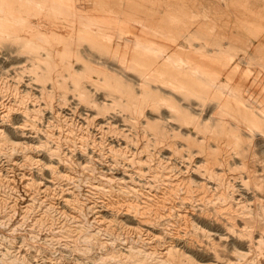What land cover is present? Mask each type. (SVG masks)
Returning a JSON list of instances; mask_svg holds the SVG:
<instances>
[{
    "label": "rangeland",
    "instance_id": "obj_1",
    "mask_svg": "<svg viewBox=\"0 0 264 264\" xmlns=\"http://www.w3.org/2000/svg\"><path fill=\"white\" fill-rule=\"evenodd\" d=\"M59 4L73 7L76 26H70L44 6L42 11L38 10L28 0H0V37L21 31L23 40H27L24 44L8 38L0 42V110L3 108L0 115L10 111L5 122H0V130L12 142L23 147L27 144L28 150L23 153L34 158L32 164L18 165L19 170L7 165L0 152V199L14 196L22 200V178L27 177L33 186L31 197L37 201H33L36 206L30 209L35 216L28 212L23 225L42 214L38 203H43L44 198L52 210L54 207L40 218L32 237H27L24 230L15 232L0 224L1 236L6 237L9 231L11 234L8 232L7 237H14L16 246L22 243L26 247L27 239L23 238H28L29 243L28 255L20 252L14 258L13 254H8L9 258H3L9 260L4 262L27 264L22 261L25 257L35 259L32 264L45 261V264H124L133 256L137 264H264V0H59ZM86 13L97 18L104 16L113 26L133 30L139 39L148 40L153 46H163L165 54L184 50L191 63L189 67L199 70L208 85L201 98L191 95L189 100H179L176 95L175 103L187 117L181 120L180 111L166 100L168 95L164 91L158 93L162 100H151L144 105L141 99L128 102L124 107L113 102L110 93L119 91L115 85L103 81L101 69H115L116 62L109 55L88 51L86 44L78 45L79 52L71 51L68 62L64 59V47H77L76 32L82 29L78 19ZM133 18L138 23L130 20ZM25 31H37L38 36L27 37ZM40 31L48 33L47 43L40 39ZM185 35H191L194 45L187 42ZM102 43L111 48L109 41ZM46 49L48 55H45ZM119 50L130 56L126 46ZM45 62H49V67L45 68ZM84 63L94 67L89 69V82L74 72ZM46 71L49 73L45 74ZM120 71L122 78L138 86L135 71ZM163 81L164 85L156 80L151 83L169 87L166 77ZM140 95L137 91V96ZM18 107H23L26 113ZM240 109L253 113L257 127L238 114ZM167 114H175L176 119L166 118ZM11 125L17 129L13 130ZM20 153L12 156L17 162L21 160L19 156L23 153ZM136 163L143 164L145 171L148 166L154 167L155 174H137L133 169ZM6 175L13 177L12 189L5 183ZM60 175L63 176L60 178ZM98 181H110V185L102 186ZM39 183L45 191L48 188V193L35 192ZM92 184L104 188L94 192L89 188ZM35 193H38L37 198ZM63 198L69 199L71 205H79L85 239L79 240L84 236L75 232L73 236L78 235L73 237V242H65L70 239H65L67 226L61 227L64 218L69 225L73 222L70 204L65 206ZM0 206V211L5 213V207ZM15 208L18 215L19 209ZM95 214L101 215L99 218L108 222V227L103 230L104 225L100 228L94 223ZM137 214L147 215L148 222L140 223L135 219ZM250 218L255 221L249 222ZM34 234L35 238L39 234L47 238L53 235V241L36 240ZM130 245L133 247L131 256L126 251V246ZM163 247L170 248L171 253L160 258ZM175 248L180 251L176 252Z\"/></svg>",
    "mask_w": 264,
    "mask_h": 264
},
{
    "label": "bare ground",
    "instance_id": "obj_2",
    "mask_svg": "<svg viewBox=\"0 0 264 264\" xmlns=\"http://www.w3.org/2000/svg\"><path fill=\"white\" fill-rule=\"evenodd\" d=\"M30 3H33V4H35V6H36V8L38 9V10H40V11H42V9H43V6L44 7H46L45 9L47 10V11H49V12H54L55 14H56V16L59 18V19H61L62 21H66L67 22V24H69L70 26H76V23H75V19H76V14H75V11L73 10V7L72 6H69V7H66V6H61L60 4H59V0H50V2L47 4V1L45 0H28ZM44 4V5H43ZM106 12H108V11H106ZM98 16H100V15H98ZM101 17V16H100ZM131 21H133L134 23H138V21L135 19V18H133V19H130ZM30 21V20H29ZM32 21V20H31ZM50 21V20H49ZM78 21H79V26L82 28V29H79V30H77V34H76V44H77V47H76V49H74L73 47H64L63 49H62V51H63V56L65 57L64 59H66V61L68 62V58L70 57V55H71V51H76V52H79V50H80V48L78 47V45H82V44H86L88 47H87V50L88 51H91V50H93V52H99V53H103L104 55H109L108 57H110L111 56V58L116 62L115 63V66H116V68H118L119 69V71L116 69H112V70H105V69H101V71L104 73V79H103V81H106L108 84H110V85H115V87H117V90L119 91L118 93H116V94H112V93H110V96H111V100L113 101V102H115L116 104H118V105H120V106H127V104H128V102H135V101H137V100H139V99H141V101H142V105H144V104H146L147 102H150L151 100H156V102L157 101H159V100H162L163 98H161V96H160V94H158L159 92H162V91H164V92H166V94L168 95V97H167V99L166 100H169V101H171L174 105H176V103H175V101H177L178 99L179 100H189L191 97V95H194L195 97H199V98H201L206 92H207V88L208 87H206V86H208L207 84H206V81H205V77H204V79H203V76L201 75L202 73L198 70V71H196L195 69H193V68H191V67H189V64H191V63H189V60H188V56L186 55V53L184 52V50H182V49H179V50H177V51H173L171 54H165L166 52H165V50H164V48H163V46H161V45H159V46H153V44L151 45V44H149V41L148 40H141V39H139L138 38V36L136 35V33L132 30H130V29H123V28H121L120 26H118V25H114L113 26V22L112 21H109V18H106V17H101V18H97V17H95L94 15H89V14H85L84 16H82V17H80L79 19H78ZM33 22V21H32ZM44 23V22H43ZM50 23H52V22H50ZM33 24V23H32ZM31 24V25H32ZM53 24V23H52ZM129 24V23H128ZM34 25V24H33ZM37 26V25H36ZM38 26H39V24H38ZM43 27H44V25H42ZM41 26V27H42ZM47 26V25H46ZM49 26V25H48ZM57 27V26H56ZM39 28V27H38ZM45 28H47V27H45ZM61 28V27H60ZM43 29V28H42ZM52 29H54V28H52ZM55 29H59V28H55ZM27 30V29H26ZM40 30V29H39ZM59 31V30H58ZM62 31V30H61ZM60 31V32H61ZM28 32V31H27ZM26 31H25V33H27ZM61 33H64L63 31L61 32ZM66 34V33H65ZM28 35H31V36H28ZM64 35V34H63ZM195 35V34H194ZM35 36H38V32L37 31H32V32H28V34H27V37H35ZM39 37H40V39H42L44 42H46L47 43V38H48V33H46V32H44V31H40L39 32ZM185 37H186V39H187V42L192 46V45H194L193 43H192V40H193V38L191 37V35H190V37H188L187 35H185ZM195 37V36H194ZM3 38H8L7 40H10V41H13V42H16V43H22V44H24V43H27L26 41L27 40H23V37H22V34H21V31H20V34H10L9 35V33H7V37H3ZM3 38H1L0 37V42H2L3 40H5V39H3ZM74 41V42H75ZM104 41H109L110 42V44H111V48L110 47H107V46H105V45H103V43L102 42H104ZM56 42H59L58 40H56ZM73 42V41H72ZM72 42H70V43H72ZM31 43V42H30ZM124 45V47L126 46V48H128V50H126V51H128L129 52V54H130V56L129 57H127L126 56V52L125 51H122V52H120V50H119V47H121V46H123ZM158 45V44H157ZM171 46V45H170ZM190 47V46H189ZM59 49H60V47H59ZM167 50H170V49H167ZM166 50V51H167ZM47 51V49L45 50V55H48V53L46 52ZM35 57V56H34ZM46 60V59H45ZM230 60H231V58H230ZM107 62V61H106ZM45 68H47V67H49V62H45ZM103 64H104V62H103ZM194 65V64H193ZM231 65V64H230ZM105 67V66H104ZM196 67V66H195ZM79 68H81V69H77V70H75L74 72H76L77 73V75L80 77H85L87 80H88V78L89 77H87V76H89V69H94V67L91 65V64H82L81 65V67H79ZM107 69V68H106ZM126 69L127 70H131V71H135L136 73L135 74H137V78H136V83H137V85L138 86H135L134 85V83L133 82H129V81H127L126 79H124V78H122L121 76H120V74H122V71H120V70H125L126 71ZM150 69V71H148ZM201 69H202V67H201ZM204 69V68H203ZM15 71V70H14ZM49 73V71H46L45 72V74H48ZM129 74V73H128ZM131 75V74H130ZM92 76V75H91ZM126 76H128V75H126ZM132 76V75H131ZM158 76H160V77H158ZM192 76V77H191ZM134 77V76H133ZM164 77H166L167 78V84L169 85V87L168 86H166V88H164V87H161V86H159V85H157V86H155V85H152V83H151V81H153V80H156V81H158V82H160L161 84H163L164 85V83H165V81H163L164 80ZM193 77H196V78H193ZM220 77V76H219ZM219 77H218V80H219ZM132 78V77H131ZM135 78V77H134ZM156 78V79H155ZM215 80V79H214ZM214 80H212V81H214ZM90 80H88V82H89ZM85 82V81H84ZM214 82H216V80L214 81ZM213 82V83H214ZM225 82V81H224ZM222 83V82H221ZM154 87V88H153ZM230 89V88H229ZM228 89V90H229ZM111 90V89H110ZM112 91V90H111ZM137 91L139 92V94H141L140 96H137ZM81 94V93H80ZM176 95L177 96H179L178 97V99L176 98ZM62 100V99H61ZM107 100V99H106ZM105 102V101H104ZM125 102V103H124ZM155 104V103H154ZM5 105V104H4ZM24 105V104H23ZM156 105V104H155ZM9 106V105H8ZM19 106V105H18ZM24 107V106H23ZM23 107H18V108H20V111L22 112V113H26L25 111H23ZM179 111H180V116H181V120H182V118H185V116L187 117V113L184 111V110H181L179 107V105H176L175 106ZM9 108V107H8ZM14 108H16V107H14ZM13 108V109H14ZM3 109V108H2ZM2 109L0 110V111H2ZM10 111H8V112H6L5 114L3 113L2 115H0V122H5V120H6V118L9 116L8 115V113H9ZM16 112V111H15ZM18 112H19V109H18ZM17 113V112H16ZM238 114L239 115H243L244 116V120H247L249 123H251L253 126H255V127H257V122H256V120H255V118H254V116L252 115L253 113L252 112H249V110L248 111H244L243 109H240V112H238ZM24 116V115H23ZM32 116V115H31ZM175 114H167L165 117L167 118V117H169V118H173V119H176L175 117ZM11 117V116H10ZM33 117V116H32ZM29 118V117H28ZM34 118V117H33ZM9 119H11V118H9ZM39 120V119H38ZM51 120V119H50ZM11 121V120H10ZM6 122H8V121H6ZM18 122V121H17ZM17 122H15V123H17ZM206 122V121H205ZM9 124V123H8ZM18 125V124H17ZM37 125V124H36ZM5 126V125H4ZM10 126V125H9ZM12 126V125H11ZM16 126V125H15ZM2 127V126H1ZM13 127V126H12ZM3 128V127H2ZM14 128L15 129H17V127H13V130H14ZM21 128H23V127H21ZM26 128V127H25ZM69 128V127H68ZM33 130V129H32ZM86 130V129H85ZM16 131V130H15ZM15 131H14V133H15ZM30 131V130H29ZM4 133L3 131H1L0 130V152L2 153L1 155H3L2 156V158L4 159V161H6L8 164L7 165H10V166H13V168L15 167V168H17L18 167V165L20 166V165H23L24 163H28L29 162V164H32L31 163V159H30V157H28V154L26 155V154H24V153H26L25 151H27L28 150V148H25L26 146H27V144H26V146L24 145V147L23 146H20V143H18V142H16V143H14V142H12L9 138H7L6 137V135H5V137L2 135V133ZM23 134V132H20V134ZM61 133V132H60ZM17 134V133H16ZM35 134V133H34ZM65 134V133H64ZM15 136V135H14ZM59 136V135H58ZM20 138V137H19ZM46 138V137H45ZM72 138V137H71ZM82 138V137H81ZM14 139H16V138H14ZM18 139V138H17ZM52 141V140H51ZM63 142V141H62ZM24 143V142H23ZM45 144V143H44ZM43 144V145H44ZM84 144V143H83ZM19 145V146H18ZM21 145H23V144H21ZM82 145V144H81ZM40 146H41V144H40ZM48 146V145H47ZM28 147V146H27ZM35 147H36V145H35ZM39 147V146H38ZM43 147H45V146H43ZM34 148V147H33ZM67 148V147H66ZM89 148V147H88ZM97 148V147H96ZM45 149V148H44ZM61 149V148H60ZM114 149V148H113ZM118 149V148H117ZM19 150H21V151H19ZM23 150H24V153H23ZM35 150V149H34ZM49 150V149H48ZM52 150H54V149H51V151ZM57 150V149H56ZM56 150H55V152H56ZM108 150V149H107ZM111 150V149H110ZM36 151V150H35ZM47 151V150H46ZM61 151V150H60ZM16 152H21V153H23L21 156H19V158L21 159L19 162H17L16 161V159H14V158H12V156L14 155V153L16 154ZM29 152V151H28ZM20 153V154H21ZM31 153V152H30ZM48 153H50V152H48ZM73 153V152H72ZM102 153V152H101ZM134 153V152H133ZM51 154H54V151L51 153ZM56 154H57V152H56ZM98 154V153H97ZM47 155V154H46ZM101 155V154H100ZM54 156V155H53ZM121 156V155H120ZM137 156V155H136ZM132 158V157H131ZM130 158V159H131ZM134 158V157H133ZM34 159V158H33ZM33 159H32V161H33ZM126 159V158H125ZM69 160V159H68ZM133 160V159H132ZM70 161V160H69ZM147 161H149V160H147ZM34 162V161H33ZM36 162V161H35ZM39 162V161H38ZM37 162V163H38ZM128 163V162H127ZM132 163H134V160H133V162ZM139 164H141V163H139ZM145 164V163H144ZM160 164V163H159ZM27 165V164H26ZM35 165V164H34ZM142 165V166H141ZM140 166H138V163H136V167H134L133 169H135V171L137 172V174H139V175H142V174H144L145 172L148 174V175H152L155 171L154 170H152V169H154V167L152 168V169H150L151 167H149L148 166V168H146V171L144 170V168H143V164H141ZM152 165H155V164H152ZM158 165V164H157ZM31 166V165H30ZM37 166V165H36ZM42 166V165H41ZM44 166V165H43ZM48 166V165H47ZM123 166V165H122ZM132 166H134V165H132ZM145 166V165H144ZM150 166H151V163H150ZM45 167V166H44ZM48 167H51V166H48ZM48 167H46V168H48ZM53 167V166H52ZM77 167V166H76ZM23 168V167H22ZM27 168V167H26ZM54 168V167H53ZM132 168V167H131ZM12 169V168H11ZM17 169H21V168H17ZM49 170H50V168H48ZM86 169V168H85ZM129 169V168H128ZM53 170V169H52ZM143 170H144V172H143ZM163 170H164V168H163ZM1 171V170H0ZM7 170H5V172H6ZM12 171V170H11ZM54 171V170H53ZM56 171V170H55ZM169 171V170H168ZM131 172V171H130ZM136 172H134V173H136ZM153 172V173H152ZM186 172V171H185ZM12 173V172H11ZM28 173V172H27ZM49 173V172H48ZM55 173V172H54ZM57 173H58V171H57ZM68 173V172H67ZM100 173V172H99ZM117 173V172H116ZM165 173V172H164ZM22 174V173H21ZM31 174V173H30ZM50 174H52V172L50 173ZM66 174V173H65ZM128 174V173H127ZM155 174V173H154ZM160 174V173H159ZM163 174V173H162ZM1 175V174H0ZM14 175V174H13ZM27 175H29V173L27 174ZM32 175V174H31ZM31 175H29V176H31ZM67 175V174H66ZM103 175V174H102ZM130 175H132V174H130ZM150 175V176H151ZM7 177H5L6 179H7V181L5 182L7 185H8V187L10 186V188L12 189V185H13V181H12V178L10 179V177H8L9 175H6ZM11 176V175H10ZM20 176V175H19ZM22 176H24V175H22ZM55 176H57V175H55ZM63 175H60V178L62 177ZM69 176V175H68ZM104 176V175H103ZM103 176H102V180H104L103 179ZM128 176V175H127ZM135 176V175H134ZM16 177V176H15ZM49 177H51V179H53V180H55V178L53 177V176H50L49 175ZM58 178H59V176H57ZM107 177H109V176H107ZM107 177H105V179L107 178ZM128 177H130V176H128ZM141 177V176H140ZM19 178V177H18ZM31 178H32V176H31ZM78 178V177H77ZM131 178H133V177H131ZM168 178V177H167ZM3 179V178H2ZM5 179V180H6ZM66 179H67V177H66ZM71 179V178H70ZM73 179V178H72ZM90 179H91V177H90ZM94 179V178H93ZM93 179H91V180H93ZM100 179V180H101ZM110 178H108V179H106V180H109ZM116 179V178H115ZM123 179V178H122ZM162 179V178H161ZM4 180V179H3ZM21 180V179H20ZM20 180H18L19 182H20ZM22 180H23V186H22V188L23 189H21V193H22V200L21 199H19V200H21L20 202H18L19 200H17V198L16 197H10V198H8V199H0V205H3V207H5V209H6V212L5 213H3L2 211H0V212H2L3 214L2 215H0V224H3V226L5 227V225L9 228V230H13V231H15V232H17V229H21L23 232H24V234L25 235H27V237L29 236V237H32V235H33V232L35 231V229H37L36 227H37V224H38V222H39V220H41L40 218H42V217H45V216H47V215H45V214H47V213H50V210H52V206H51V204L49 203V202H45L46 200H45V198H44V201H43V203L41 202V203H38L39 204V206H40V211L39 212H42V214H38V216L37 217H34L32 220H30L29 222H28V220H27V224L25 223V225H23V223L22 222H24L25 220H23V219H25L26 218V215H27V213L29 212L30 213V209H32L33 210V206L35 205L36 206V204H34L33 205V201H35V200H33L32 199V197H31V194H32V192H31V189H32V183L29 181V178H27V177H25V178H22ZM61 180V179H60ZM62 180H63V178H62ZM61 180V181H62ZM90 180V181H91ZM163 180H165V178L163 179ZM1 181V180H0ZM16 181V180H15ZM32 181H34V180H32ZM57 181H59V180H57ZM65 181V180H64ZM67 181V180H66ZM112 181H113V179H112ZM117 181V180H116ZM126 181V180H125ZM162 181V180H161ZM166 181V180H165ZM193 181V180H192ZM49 182H50V180H49ZM53 182V181H52ZM73 182V181H72ZM99 182V181H98ZM107 182L108 181H106V183H101V182H99L100 184H103L102 186H105L104 184H106V187L108 186V185H110L109 183H110V181L108 182V184H107ZM119 182V181H118ZM122 182V181H121ZM127 182V181H126ZM167 182V181H166ZM2 183V182H1ZM4 183V182H3ZM36 183V184H35ZM34 184L35 185H37V182H35ZM55 183V182H54ZM53 183V184H54ZM60 183V182H59ZM163 183V182H162ZM41 183H39V185H40ZM124 184V183H123ZM127 184V183H126ZM130 184V183H129ZM38 185V186H39ZM42 185V184H41ZM39 186V187H37L36 188V190L35 189H33V190H35V192H37V190L38 191H40L41 193H43V194H46V192H47V189H46V191H45V188H43L42 186ZM55 185H57V183L55 184ZM54 185V186H55ZM63 185V184H62ZM99 185V184H98ZM170 185V184H169ZM2 186H3V184H2ZM101 186V185H100ZM167 186V185H166ZM4 187V186H3ZM7 187V186H6ZM5 187V188H6ZM15 187V186H14ZM60 187H61V185H60ZM65 187V186H64ZM84 187H85V185H84ZM129 187V186H128ZM128 187H127V189H128ZM190 187V186H189ZM16 188V187H15ZM88 188V187H87ZM89 188H91V189H93V191L94 192H97L98 191V189H99V191H101V189L102 188H104V187H99V186H96L95 184L93 185H90V187ZM101 188V189H100ZM108 188H110V187H108ZM107 188V189H108ZM175 188V187H174ZM226 188V187H225ZM9 189V188H8ZM7 189V190H8ZM106 189V190H107ZM151 189V188H150ZM149 189V190H150ZM218 189V188H217ZM2 190H4V189H2ZM6 190V189H5ZM18 190V189H17ZM49 190H51V188H49ZM54 190V189H53ZM60 190V189H59ZM105 190V191H106ZM132 190V189H131ZM13 191V190H12ZM61 191V190H60ZM108 192H106V193H108L109 194V190H107ZM127 191V190H126ZM125 191V192H126ZM134 191V190H133ZM5 192V191H4ZM7 192V191H6ZM10 192H11V190H10ZM65 192V191H64ZM104 192V191H103ZM139 192V191H138ZM157 192H159V191H157ZM168 192V191H167ZM48 193V192H47ZM51 193V192H50ZM112 193H114V192H112ZM2 194V193H1ZM4 194V193H3ZM9 194V193H8ZM14 194V193H13ZM16 194V193H15ZM36 194V198H37V194L38 193H35ZM139 194V193H138ZM146 194V193H145ZM187 194H188V192H187ZM186 194V195H187ZM5 195V194H4ZM3 195V196H4ZM16 195H18V194H16ZM40 195V194H39ZM39 195H38V197H39ZM53 195V194H52ZM51 195V198L53 197ZM65 195V194H64ZM74 195V194H73ZM103 195V194H102ZM12 196V195H11ZM43 196V195H42ZM60 196V195H59ZM108 196H110V195H108ZM120 196H122V195H120ZM151 196V195H150ZM6 197H9V196H7L6 195ZM45 197V196H44ZM74 197V196H73ZM103 197V196H102ZM119 197V196H118ZM137 197V196H136ZM135 197V198H136ZM144 197V196H143ZM19 198V197H18ZM33 198H35V197H33ZM41 198V197H40ZM40 198H39V200H40ZM43 198V197H42ZM60 198V197H59ZM169 198V197H168ZM46 199H49V197L48 198H46ZM55 199V198H54ZM57 199V198H56ZM74 199V198H73ZM110 199V198H109ZM126 199V198H125ZM136 199H138V198H136ZM140 199V198H139ZM145 199V198H144ZM42 200V199H41ZM40 200V201H41ZM37 201V200H36ZM40 201H38V202H40ZM52 201H54V200H51V202ZM77 201V200H76ZM88 201V200H87ZM104 201V200H103ZM102 201V206L104 207L105 205H104V202ZM105 201H106V198H105ZM137 201V200H136ZM139 201V200H138ZM79 202V201H78ZM78 202H76V203H78ZM99 202H100V200H99ZM108 202V201H107ZM111 202V201H110ZM149 202V201H148ZM159 202V201H158ZM62 203V202H61ZM63 203L65 204V206H68L69 204V207H70V213H71V222H73L71 225H69V224H67V223H65V221H66V218H64L65 219V221H64V224H62V228L64 227V226H67L66 227V229L65 230H67V228H68V230L67 231H65V233H66V236L65 237H67V238H65V239H70V240H68V241H65L67 244L71 241V242H73L72 241V239H73V237H76L78 234H81L82 232H81V221H80V216H79V211H78V208H77V206H79V205H75V203H73L72 205H71V203L69 202V199H65V198H63ZM79 204V203H78ZM136 204V203H135ZM168 204H169V202H168ZM18 205V206H17ZM54 205V204H53ZM81 205V204H80ZM82 205H83V203H82ZM89 205V204H88ZM128 205V204H127ZM18 207V209H19V212H18V215L16 214L15 215V210H14V208L15 207ZM55 206V205H54ZM138 206V205H137ZM1 207V206H0ZM16 207V208H17ZM89 207V206H88ZM91 207V206H90ZM94 207V206H93ZM92 207V208H93ZM117 207V206H116ZM139 207V206H138ZM2 208V207H1ZM15 208V209H16ZM38 207H36V209H37ZM81 208H82V206H81ZM17 209V210H18ZM35 209V208H34ZM56 209V208H55ZM58 209V208H57ZM80 209V208H79ZM131 209V208H130ZM140 209V208H139ZM38 210H39V208H38ZM53 210H54V207H53ZM52 210V211H53ZM127 210V209H126ZM59 211V210H58ZM95 211V210H94ZM34 212H37V210L36 211H34ZM55 212H56V210H55ZM133 212V211H132ZM136 212H138L137 210H136ZM33 213V212H32ZM32 213H30V214H32ZM57 213V212H56ZM59 213H61L60 211H59ZM58 213V214H59ZM65 213V212H64ZM94 213V212H93ZM135 213V212H134ZM148 213V212H147ZM154 213H155V211H154ZM29 214V215H30ZM51 214H52V212H51ZM92 214V213H91ZM130 214V213H129ZM136 214V213H135ZM142 214V213H141ZM152 214V213H151ZM158 214V213H157ZM32 215H34V214H32ZM37 215V214H36ZM60 215V214H59ZM66 215V214H65ZM69 215V214H68ZM96 216H94L93 217V220H94V223L95 222H97V224H98V226L101 228V226H105V227H103V230H104V228H106V227H108V222L106 223V222H104V220L102 219H100L99 217H102L101 215L99 216V215H97V214H95ZM144 215V214H143ZM143 215H141V216H143ZM150 215V214H149ZM156 215V214H155ZM24 216H25V218H24ZM31 216V215H30ZM35 216V215H34ZM136 216V218L135 219H137L140 223H147L148 222V217H147V215L145 216L144 215V217H141L140 215L138 216V214L137 215H135ZM153 216H154V214H153ZM160 216V215H159ZM33 217V216H32ZM31 217V218H32ZM50 217V216H49ZM63 217H65V216H63ZM62 217V218H63ZM68 217V216H67ZM150 217V216H149ZM158 217V216H157ZM256 217V216H255ZM30 218V217H29ZM70 218V217H69ZM151 218V217H150ZM162 217L160 216V219H161ZM165 218H167V217H165ZM43 219V218H42ZM56 219V218H55ZM63 219V220H64ZM154 219V218H153ZM260 219V218H259ZM23 220V221H22ZM51 220V219H50ZM69 220V219H68ZM92 220V221H93ZM152 220V219H151ZM164 220V219H163ZM261 220V219H260ZM61 221V220H60ZM177 221V220H176ZM248 221L249 222H254L255 221V219H253V218H250V219H248ZM264 220H262V222H263ZM165 222V221H164ZM257 222V221H256ZM62 223V222H61ZM5 224V225H4ZM54 224V223H53ZM56 224H58V223H56ZM84 224V223H83ZM264 224V223H263ZM22 225H23V228H22ZM91 225V224H90ZM113 225H114V223H113ZM169 225V224H168ZM38 226H40V225H38ZM44 226V225H43ZM46 226V225H45ZM49 226V225H48ZM59 226V225H58ZM93 226V225H92ZM122 226V225H121ZM1 227V226H0ZM53 227V226H52ZM51 227V228H52ZM126 227V226H125ZM161 227V226H160ZM11 228V229H10ZM60 228V227H59ZM62 228H61V230H62ZM96 228V227H95ZM99 228V229H100ZM110 228V227H109ZM198 228V227H197ZM16 229V230H15ZM41 228H39V230H40ZM43 229V228H42ZM41 229V232L43 231ZM119 229V228H118ZM123 229V228H122ZM132 229V228H131ZM134 229V228H133ZM4 230V229H3ZM2 230V231H3ZM102 230V231H103ZM5 231V230H4ZM3 231V232H4ZM12 231V232H13ZM20 231V230H19ZM107 231V230H106ZM129 231V230H128ZM185 231V230H184ZM2 232V233H3ZM9 231H7V235L9 236L10 234L8 233ZM14 232V233H15ZM22 232V233H23ZM37 232V231H36ZM45 232V231H44ZM55 232V231H54ZM59 232H60V230H59ZM63 232V231H62ZM75 232L76 233H78L77 235H74L73 236V233L75 234ZM96 232V231H95ZM119 232V231H118ZM138 232V231H137ZM20 233V232H19ZM19 233H18V235H19ZM91 233V232H90ZM106 233V232H105ZM109 233V232H108ZM250 233H251V231L250 232H248L247 234H248V236H250ZM16 234L17 233H15V237H16ZM36 234H38V232L36 233ZM36 234H34V239H41L42 241H44L45 243L46 242H48V243H50V242H52L51 241V239H52V237H53V235L52 236H50V238H47L48 236H43V235H37V237L35 238V235ZM42 234V233H41ZM44 234H46V233H44ZM48 234V233H47ZM46 234V235H47ZM51 234H52V232H51ZM54 234V233H53ZM85 234H88V233H85ZM102 234V233H101ZM138 234V233H137ZM140 234V233H139ZM146 234H147V232H146ZM149 234V233H148ZM4 235H6V232H5V234ZM7 235H6V237L4 236H1V233H0V262L2 263V264H4V263H6V262H4V261H7V260H9V259H7V260H4V256H7L8 257V254H13L12 256H14V258H16V256H18L19 254L18 253H20V252H23V253H25V254H27L29 251H28V249H27V245H29V243H27V240H28V238H23V239H27L26 240V243L25 244H27L26 245V247H24V245H22V243H21V245H19V246H16V242L14 241V237H12V235H11V237L13 238V239H10V238H8L7 237ZM25 235H21V237L22 236H25ZM48 235H50V234H48ZM60 235H62V234H60ZM82 235H83V233H82ZM82 235H80V236H82ZM91 235V234H90ZM90 235H89V237H90ZM168 235V234H167ZM170 235H171V233H170ZM173 235V234H172ZM171 235V236H172ZM14 236V235H13ZM55 236V235H54ZM56 236H57V234H56ZM84 236V235H83ZM87 236V235H86ZM95 236V235H94ZM109 236V235H108ZM121 236V235H120ZM124 236V235H123ZM142 236V235H141ZM140 236V237H141ZM152 236V235H151ZM170 236V237H171ZM20 237V238H21ZM135 237V236H134ZM175 237V236H174ZM178 237V236H177ZM93 238V237H92ZM128 238V237H127ZM132 238V237H131ZM139 238V237H138ZM149 238V237H148ZM151 238V237H150ZM188 238V237H187ZM34 239H32V240H34ZM59 239V238H58ZM76 239V238H75ZM74 239V240H75ZM80 239H85V236H84V238H79V240ZM88 239H90V238H88ZM100 239V238H99ZM104 239V238H103ZM107 239V238H106ZM135 239H136V237H135ZM142 239V238H141ZM179 239H180V236H179ZM189 239V238H188ZM29 240H31V239H29ZM40 240V241H41ZM55 240H57V239H55ZM87 240V239H86ZM96 240V239H95ZM109 240V239H108ZM133 240V239H132ZM140 240V239H139ZM138 240V241H139ZM148 241H149V239H147ZM153 240V239H152ZM175 240V239H174ZM20 241H22V239L20 240ZM39 241V240H38ZM39 241V242H40ZM41 241V242H42ZM76 241V243H77V240H75ZM84 241V240H83ZM96 241H98V239L96 240ZM130 241V240H129ZM137 241V240H136ZM143 241V240H142ZM141 241V242H142ZM148 241L147 242H145V243H148ZM23 242V241H22ZM31 242V241H30ZM38 242V243H39ZM171 242V241H170ZM188 242V241H187ZM34 243H36V242H34ZM43 243V242H42ZM47 243V244H48ZM75 243V244H76ZM79 243V242H78ZM83 243V242H82ZM86 243V242H85ZM88 243V242H87ZM99 243V242H98ZM117 243V242H116ZM149 243H150V241H149ZM19 244H20V242H19ZM31 244V243H30ZM52 244H54V243H52ZM73 244V243H72ZM89 244V243H88ZM92 244V243H91ZM96 244V243H95ZM112 244V243H111ZM122 244H124V243H122ZM139 244V243H138ZM141 244V243H140ZM144 244V243H143ZM41 245V244H40ZM39 245V246H40ZM51 245V244H50ZM49 245V246H50ZM97 245V244H96ZM99 245H101V244H99ZM147 245V244H146ZM45 246H46V244H45ZM65 246H66V244H65ZM132 246H134V245H132ZM135 246H136V242H135ZM137 246H139V245H137ZM140 246H142V245H140ZM139 246V247H140ZM151 246V245H150ZM30 247H31V245H30ZM56 247V246H55ZM87 247V246H86ZM104 247V246H103ZM123 247V246H122ZM127 247V249H126V251L128 252V254H129V256H131V254L133 253V247H131V245L130 246H126ZM138 247V248H139ZM168 247V246H167ZM32 248H34V245H33V247ZM39 248V247H38ZM58 248V247H57ZM76 248V247H75ZM80 248V247H79ZM97 248V247H96ZM112 248H113V245H112ZM111 248V249H112ZM164 248V247H163ZM162 248V249H163ZM35 249V248H34ZM43 249V248H42ZM84 249V248H83ZM97 249H99V248H97ZM102 249V248H101ZM116 249V248H115ZM135 249V248H134ZM140 249V248H139ZM138 249V250H139ZM172 249H174V248H172ZM176 249V248H175ZM30 250H31V248H30ZM33 250V249H32ZM31 250V251H32ZM48 250V249H47ZM86 250V249H85ZM137 249L135 250V251H138ZM153 250V249H152ZM28 251V252H27ZM55 251V250H54ZM71 251H73V250H71ZM87 251V250H86ZM106 251V250H105ZM134 251V252H135ZM142 251V250H141ZM140 251V253H142ZM162 251V250H161ZM180 250H178V249H176V252H179ZM13 252V253H12ZM33 252V251H32ZM36 252H38L39 253V250L38 251H36ZM42 252V251H41ZM75 252H77L76 250H75ZM132 252V253H131ZM151 252V251H150ZM154 252V251H153ZM163 253L161 254V256L162 257H160V258H163V257H167L168 255H170V248H164V251H162ZM18 255H17V254ZM56 253V252H55ZM82 253V252H81ZM121 253V252H120ZM136 253V252H135ZM143 253H144V251H143ZM21 254V253H20ZM40 254V253H39ZM77 254H79V253H77ZM104 254V253H103ZM107 254V253H106ZM137 254V253H136ZM148 254H150V253H148ZM24 255V254H23ZM22 255V256H23ZM28 255V254H27ZM30 255V254H29ZM34 255V254H33ZM35 255H36V253H35ZM41 255H43V254H41ZM143 255V254H142ZM144 255H146V253H144ZM143 255V256H144ZM159 255V254H158ZM177 255V254H176ZM11 256V257H12ZM21 256V257H22ZM31 256V255H30ZM29 256V257H30ZM45 256V255H44ZM54 256V255H53ZM85 256V255H84ZM107 256V255H106ZM113 256V255H112ZM134 256H135V254H134ZM138 256V255H137ZM141 256V255H140ZM140 256H138V257H140ZM147 256V255H146ZM172 256V255H171ZM27 257V256H26ZM33 258H37L36 256L34 257V256H32ZM31 257V258H32ZM61 257V256H60ZM99 257H101L100 255H99ZM121 257V256H120ZM122 257H124V256H122ZM126 257V256H125ZM137 257V258H138ZM149 257H150V255H149ZM159 257V256H158ZM9 258V257H8ZM13 258V259H14ZM18 258V257H17ZM20 258V257H19ZM38 258H39V256H38ZM43 258V257H42ZM42 258H40V259H42ZM86 258V257H85ZM132 259H130V262H124V264L126 263V264H137L136 263V259L135 258H133V256L131 257ZM142 258H144V259H146L145 257H141V259ZM5 259H6V257H5ZM12 259V260H13ZM23 260V263L24 262H27V264H32L31 262H33V260H35V259H33L32 261L29 259V258H22ZM26 259L27 260H29V262L28 261H26ZM56 259V258H55ZM111 259V258H110ZM114 259H116V258H114ZM123 259V258H122ZM121 259V260H122ZM128 259V260H129ZM135 259V260H134ZM144 259H142V260H144ZM191 259V258H190ZM11 260V259H10ZM15 260H18V259H15ZM14 260V261H15ZM43 260V259H42ZM60 260V259H59ZM64 260V259H63ZM107 260H108V258H107ZM120 260V259H119ZM125 260V259H124ZM134 260V261H133ZM140 260V259H139ZM142 260H140V261H142ZM176 260V259H175ZM178 260V259H177ZM41 261V260H40ZM109 261V260H108ZM132 261V262H131ZM163 261V260H162ZM162 261L160 260V262L162 263ZM171 261V260H170ZM169 261V262H170ZM9 262V261H8ZM10 262H12V261H10ZM9 262V263H10ZM17 262V261H16ZM19 262V261H18ZM21 262V261H20ZM41 262H43V261H41ZM46 262V261H45ZM45 262H44V264H45ZM52 262H53V260H52ZM51 262V263H52ZM95 262V261H94ZM100 262V261H99ZM102 262V261H101ZM103 262H104V260H103ZM102 262V263H103ZM122 262V261H121ZM135 262V263H134ZM137 262H139L138 261V259H137ZM145 261H143V263H144ZM157 262H159V261H157ZM165 262V261H164ZM163 262V263H164ZM195 262V261H194ZM8 263V264H9ZM57 263V262H56ZM55 263V264H56ZM61 263V262H60ZM70 263V262H69ZM105 263V262H104ZM146 263V262H145ZM168 263V262H167ZM166 262H165V264H167ZM7 264V263H6ZM11 264V263H10ZM14 264H16V263H14ZM18 264V263H17ZM22 264V263H21ZM41 264V263H40ZM54 264V263H53ZM63 264V263H62ZM95 264V263H94ZM106 264V263H105ZM118 264V263H117ZM140 264H142V263H140ZM169 264V263H168ZM171 264V263H170ZM195 264V263H194Z\"/></svg>",
    "mask_w": 264,
    "mask_h": 264
}]
</instances>
